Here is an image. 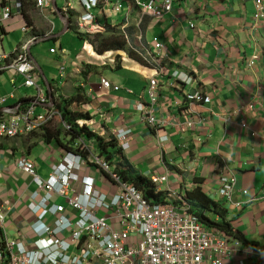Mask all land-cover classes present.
Returning <instances> with one entry per match:
<instances>
[{"label": "crops", "instance_id": "0c3cea01", "mask_svg": "<svg viewBox=\"0 0 264 264\" xmlns=\"http://www.w3.org/2000/svg\"><path fill=\"white\" fill-rule=\"evenodd\" d=\"M48 1L49 7L42 10L45 18L37 13L33 0H22V14L0 27V32L4 29L0 49L5 52H12L28 38L35 39L28 45V55L36 62L32 60L46 101L37 102V89L23 87L20 76L10 70L0 72V99L7 98L0 105V118L5 109L14 113L8 115L12 119L32 105L29 120L37 123L40 117L49 115L59 98L80 92L84 98L71 108L89 113L77 119L84 122V128L107 140L114 138L117 130H131L130 147L118 156L126 168L147 179L169 173L168 182L159 188L166 194L173 191L186 196L193 191L191 187L201 189L226 211L230 228L237 236L225 234L233 253L224 264H257L255 255L248 250L264 248V21L255 24V0H173L170 14L159 20L142 16L139 25L136 23L142 14L131 0L123 2L120 13L106 18L102 7L93 8L91 13L105 31L115 27L120 32L122 28L134 46L132 50L125 43L124 49L102 52H97L89 41L95 33L76 31V20L83 12L77 0H65L61 7L58 0ZM108 1L112 4L115 0ZM68 3L70 8L64 12ZM56 7L63 16L59 17ZM133 9L138 13L131 20ZM24 24L29 28L22 32L20 26ZM66 33L65 46L61 40ZM44 37L47 38L42 42L51 40L57 42V47L43 46L44 51L37 48V39ZM153 38L163 45L167 55L163 64L168 74L160 77L154 114L165 122L161 130L150 129L137 111L138 104L150 102L148 85L157 72L155 59H160L151 45ZM254 54L259 55V61L249 67ZM174 72L192 77L193 83L183 86L172 77ZM101 78L109 81L108 89L101 87ZM197 90L209 96L211 102L190 107L186 96ZM188 121H194V129L181 132L180 127ZM50 124L58 127V117H52ZM18 126L16 136L0 137V213L4 214L0 244L5 239L16 241L22 251H32L35 236L31 225L38 217L29 206L38 203V198H33L37 185L16 162L25 157L34 165L36 174L47 180L52 166L70 151L62 144L76 148L79 139L69 142L64 127L61 141H46L39 126L24 132L28 124L21 119ZM253 132L257 137L251 136ZM163 135L168 136V142H160ZM85 144L98 153L94 140L88 139ZM85 173L98 177L101 171L89 167ZM231 175L237 180L233 204L222 200L217 192L213 194L219 187V178ZM97 186L102 191L112 190L99 182ZM62 200L58 198L57 203ZM0 264H9L7 254Z\"/></svg>", "mask_w": 264, "mask_h": 264}, {"label": "built area", "instance_id": "2783aa9c", "mask_svg": "<svg viewBox=\"0 0 264 264\" xmlns=\"http://www.w3.org/2000/svg\"><path fill=\"white\" fill-rule=\"evenodd\" d=\"M33 1L37 13L45 18L42 10L49 7V1ZM77 1L83 12L76 20V31L91 34L105 31V27L97 22L91 10L102 7L105 18L115 16L122 11L125 0H115L112 4L108 0ZM131 1L142 14L137 25L142 16L159 20L173 10V0H161L160 3L156 0ZM69 6L68 3L63 11L67 12ZM254 9L255 24H260L264 21V1L255 0ZM22 12V0H0V27L4 28L9 20ZM28 28L29 24L20 26L22 32ZM3 30L0 32V46ZM120 33L128 47L134 50L122 28ZM33 40L34 38L26 39L14 47L12 52L0 49V72L10 70L20 76L23 87L37 89V102H45V93L37 83L36 66L27 50ZM151 45L160 59H155L157 72L150 78L148 85L150 102L138 104L137 111L140 113V120L150 129L161 130L165 122L157 120L154 114L159 102L157 92L160 77L168 74L163 64L167 55L156 38L152 39ZM50 52H54V48H50ZM259 58V55L254 54L248 61L249 67H255ZM143 59L148 62L147 57ZM63 69L64 67L60 68V76L64 75ZM172 77L183 86H190L194 81L192 77L178 72H174ZM11 84L14 85V78L11 79ZM100 85L107 89L110 87L105 78L100 79ZM6 100V97L1 98L0 105ZM186 100L190 107L211 102V98L199 90L187 95ZM3 113L0 118V137L6 138H12L20 132V119L28 124L24 132H29L50 117L59 116L56 110L51 109L49 115L40 117L37 123H33L29 120L33 114L32 105L12 119L8 118V115L14 114L10 109H5ZM91 122L93 121H89ZM63 124L67 131L72 129L70 124ZM77 124L84 126L83 121H78ZM190 129H194V121H188L180 127L181 132ZM131 133L129 129H120L114 133V139L122 151L129 149ZM251 136L257 137V134L253 132ZM168 139L167 135L159 138L161 143L168 142ZM76 146L89 150L87 156L78 152H66L60 162L52 166L47 180L36 174L34 165L25 157L16 162L17 167L29 174L37 185L33 198H38V203L34 202L29 206L30 211L38 217V221L31 225L35 247L32 251H22L16 241L5 239L0 244V261L5 254L8 255L9 264H224L229 260L233 250L227 243V236L216 228L206 227L190 211L185 195L169 191L167 196L174 204H152L133 184L113 173L104 157L93 152L81 138ZM89 167L100 170L101 174L98 177L93 173L86 174ZM99 177L103 178L108 188H112L111 191L98 189ZM149 179L159 191L168 182L169 173L156 174ZM191 188L195 190L196 187ZM236 189L237 180L234 176H222L219 178V187L213 194L216 195L217 192L218 197L233 204ZM58 198L63 200L57 203ZM3 219L4 214L0 213V229H3ZM46 219L53 222L46 224ZM248 250L255 255L257 264H264V248L251 247Z\"/></svg>", "mask_w": 264, "mask_h": 264}, {"label": "trees", "instance_id": "16d2710c", "mask_svg": "<svg viewBox=\"0 0 264 264\" xmlns=\"http://www.w3.org/2000/svg\"><path fill=\"white\" fill-rule=\"evenodd\" d=\"M89 41L97 52L108 49H124L125 46L122 34L115 31L114 27H108L102 34L95 33L89 38ZM83 98V95L77 92L70 98H59V103L53 104V109L59 114V126L56 127L50 124L51 117L41 123L39 129L43 139L51 141L52 138H55L61 141L59 136L66 130H64L63 123L70 124L72 129L70 131L66 130L67 135L70 136L69 142L80 138L84 142L88 139L94 140L96 151L109 163L111 171L119 175L123 181L133 184L142 192L143 197L147 201L152 204H174L166 193L158 191L157 187L151 183L150 179L140 175H134L132 171L126 168L124 162L119 160L121 157L118 156H121L122 150L114 138L107 140L76 124L77 119L89 116L88 112L81 111L77 108H71L73 104H78ZM62 145L66 150L78 152L84 156H87L89 152V150L81 149L78 146L74 148V146H68L67 144ZM186 200L191 207L190 211L197 216L206 227L216 228L223 234L237 238V236L233 234L229 222L227 221L226 211H224L216 201L204 194L201 189L188 192Z\"/></svg>", "mask_w": 264, "mask_h": 264}, {"label": "rangeland", "instance_id": "374dc122", "mask_svg": "<svg viewBox=\"0 0 264 264\" xmlns=\"http://www.w3.org/2000/svg\"><path fill=\"white\" fill-rule=\"evenodd\" d=\"M64 2H65V0H58V7L63 6L64 5ZM137 13H138V11L136 9H133L132 10V13H131L132 15H131L130 19L133 20L136 17ZM119 21L121 23L123 22V15H122V19H121V16L119 17ZM66 37H67V33L64 34L63 37H62V39H63V40H61L62 41V45H65V43H66ZM56 43L57 42H54L53 43V41H51V40H47V41H44V42L40 41V42L37 43V48H39L40 50L44 51V49L45 48L47 49L49 46H53L54 45V46L57 47V44ZM66 44H68V43H66ZM99 183H102L103 186L105 185L104 182H103V178L99 179ZM105 186L107 187V185H105Z\"/></svg>", "mask_w": 264, "mask_h": 264}, {"label": "water", "instance_id": "95a60500", "mask_svg": "<svg viewBox=\"0 0 264 264\" xmlns=\"http://www.w3.org/2000/svg\"><path fill=\"white\" fill-rule=\"evenodd\" d=\"M55 10H56L57 14L59 15V17L63 16V15H62V12L59 10V8L56 7ZM65 20H66V22H68L67 18H66ZM46 38H47V37H44V38H41V39H37L36 42H40V41H42V40H45ZM33 41H35V39H34ZM27 50H28V54H29V47L27 48ZM31 60L34 61V59H31ZM34 62H35V61H34ZM35 63H36V62H35ZM37 69H38V67H37ZM50 100H51V98H50ZM51 102H52V100H51Z\"/></svg>", "mask_w": 264, "mask_h": 264}, {"label": "clouds", "instance_id": "9594fccd", "mask_svg": "<svg viewBox=\"0 0 264 264\" xmlns=\"http://www.w3.org/2000/svg\"><path fill=\"white\" fill-rule=\"evenodd\" d=\"M114 28H115V27H114ZM118 32H119V31H118ZM101 33H102V32H101ZM119 33H120V32H119ZM32 42H33V41H32ZM32 42H31V43H32Z\"/></svg>", "mask_w": 264, "mask_h": 264}, {"label": "bare ground", "instance_id": "6f19581e", "mask_svg": "<svg viewBox=\"0 0 264 264\" xmlns=\"http://www.w3.org/2000/svg\"><path fill=\"white\" fill-rule=\"evenodd\" d=\"M111 52V51H110Z\"/></svg>", "mask_w": 264, "mask_h": 264}]
</instances>
